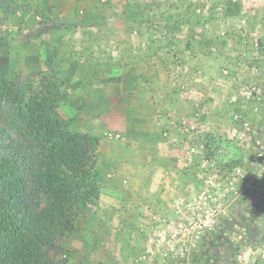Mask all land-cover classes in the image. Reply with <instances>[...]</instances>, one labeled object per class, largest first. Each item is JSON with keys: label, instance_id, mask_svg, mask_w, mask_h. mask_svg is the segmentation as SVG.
<instances>
[{"label": "rangeland", "instance_id": "obj_1", "mask_svg": "<svg viewBox=\"0 0 264 264\" xmlns=\"http://www.w3.org/2000/svg\"><path fill=\"white\" fill-rule=\"evenodd\" d=\"M7 2L0 70L60 85L97 185L53 257L264 264V0Z\"/></svg>", "mask_w": 264, "mask_h": 264}, {"label": "trees", "instance_id": "obj_2", "mask_svg": "<svg viewBox=\"0 0 264 264\" xmlns=\"http://www.w3.org/2000/svg\"><path fill=\"white\" fill-rule=\"evenodd\" d=\"M0 11L11 15L7 0ZM40 85L28 96L0 70V264H68L54 252L97 196L85 144L55 117L60 85Z\"/></svg>", "mask_w": 264, "mask_h": 264}, {"label": "crops", "instance_id": "obj_3", "mask_svg": "<svg viewBox=\"0 0 264 264\" xmlns=\"http://www.w3.org/2000/svg\"><path fill=\"white\" fill-rule=\"evenodd\" d=\"M14 47H16V46H13V48ZM11 49H12V46H11ZM139 243H141V245H142V243H143V241H140ZM114 245H115V243H113ZM117 246V245H116ZM92 259L94 260V257H92Z\"/></svg>", "mask_w": 264, "mask_h": 264}]
</instances>
